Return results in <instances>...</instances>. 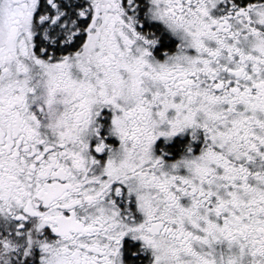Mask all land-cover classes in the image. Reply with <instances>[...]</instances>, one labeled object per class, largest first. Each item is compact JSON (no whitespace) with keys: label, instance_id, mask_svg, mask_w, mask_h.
Instances as JSON below:
<instances>
[{"label":"snow or ice","instance_id":"1","mask_svg":"<svg viewBox=\"0 0 264 264\" xmlns=\"http://www.w3.org/2000/svg\"><path fill=\"white\" fill-rule=\"evenodd\" d=\"M0 264H264V0H0Z\"/></svg>","mask_w":264,"mask_h":264}]
</instances>
